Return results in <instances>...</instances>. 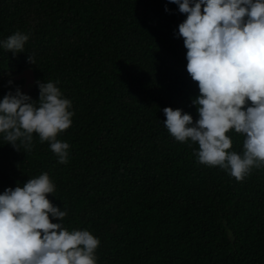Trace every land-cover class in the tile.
<instances>
[{
  "label": "trees",
  "instance_id": "16d2710c",
  "mask_svg": "<svg viewBox=\"0 0 264 264\" xmlns=\"http://www.w3.org/2000/svg\"><path fill=\"white\" fill-rule=\"evenodd\" d=\"M185 18L168 0H0V41L29 34L23 53L0 47V100L17 87L36 100V81H58L74 113L57 136L67 164L35 133L30 152L0 134V194L47 173L64 228L100 240L97 264H264V167L238 182L163 125L165 107L198 119L174 35ZM226 135L242 154L244 136Z\"/></svg>",
  "mask_w": 264,
  "mask_h": 264
},
{
  "label": "clouds",
  "instance_id": "9594fccd",
  "mask_svg": "<svg viewBox=\"0 0 264 264\" xmlns=\"http://www.w3.org/2000/svg\"><path fill=\"white\" fill-rule=\"evenodd\" d=\"M168 2L186 15L174 35L183 39L186 71L199 95L191 100L195 122L182 109L165 107L163 125L176 141L198 145V163L219 166L242 181L264 167V0ZM28 40L29 34L17 31L0 47L15 56ZM27 60L33 64L31 56ZM58 83L36 81V100L18 87L7 92L0 100V134L14 150L30 152L35 133L58 163L67 164L70 146L57 136L71 126L74 113ZM230 130L244 136L242 154L229 151ZM55 190L42 173L0 194V264H97L100 240L87 230L64 228L67 211L47 198Z\"/></svg>",
  "mask_w": 264,
  "mask_h": 264
},
{
  "label": "rangeland",
  "instance_id": "374dc122",
  "mask_svg": "<svg viewBox=\"0 0 264 264\" xmlns=\"http://www.w3.org/2000/svg\"><path fill=\"white\" fill-rule=\"evenodd\" d=\"M16 78H23L24 79V91L27 92L32 86H33V77L30 70H26L23 73H21Z\"/></svg>",
  "mask_w": 264,
  "mask_h": 264
}]
</instances>
